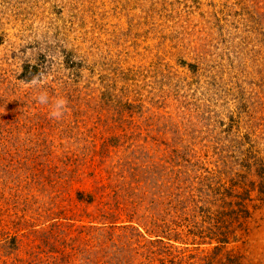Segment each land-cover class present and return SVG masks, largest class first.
Returning <instances> with one entry per match:
<instances>
[{
    "label": "rangeland",
    "instance_id": "rangeland-1",
    "mask_svg": "<svg viewBox=\"0 0 264 264\" xmlns=\"http://www.w3.org/2000/svg\"><path fill=\"white\" fill-rule=\"evenodd\" d=\"M0 264H264V0H0Z\"/></svg>",
    "mask_w": 264,
    "mask_h": 264
},
{
    "label": "clouds",
    "instance_id": "clouds-1",
    "mask_svg": "<svg viewBox=\"0 0 264 264\" xmlns=\"http://www.w3.org/2000/svg\"><path fill=\"white\" fill-rule=\"evenodd\" d=\"M32 83L35 84L36 80H33ZM38 102L41 104L47 103V94L46 93L41 94L38 97ZM66 105H67V101L65 99H59L55 104L54 111H52L50 115L53 118L59 119L63 115V112L66 110Z\"/></svg>",
    "mask_w": 264,
    "mask_h": 264
}]
</instances>
